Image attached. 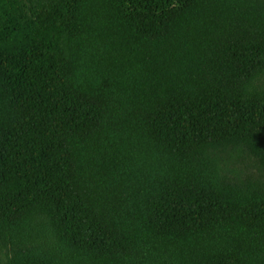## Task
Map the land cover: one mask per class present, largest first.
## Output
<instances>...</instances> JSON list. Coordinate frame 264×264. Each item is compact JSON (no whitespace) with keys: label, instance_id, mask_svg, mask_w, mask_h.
<instances>
[{"label":"trees","instance_id":"obj_1","mask_svg":"<svg viewBox=\"0 0 264 264\" xmlns=\"http://www.w3.org/2000/svg\"><path fill=\"white\" fill-rule=\"evenodd\" d=\"M0 264H264V0H0Z\"/></svg>","mask_w":264,"mask_h":264}]
</instances>
